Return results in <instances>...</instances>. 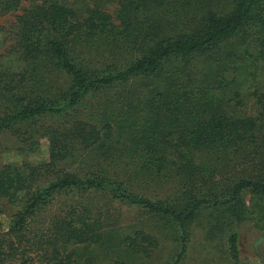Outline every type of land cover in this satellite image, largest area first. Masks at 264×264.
Wrapping results in <instances>:
<instances>
[{"label": "trees", "instance_id": "obj_1", "mask_svg": "<svg viewBox=\"0 0 264 264\" xmlns=\"http://www.w3.org/2000/svg\"><path fill=\"white\" fill-rule=\"evenodd\" d=\"M110 1L114 12L0 0V14L19 11L7 50L19 68H0V147L48 142L46 162L0 164V198L20 205L0 222V264H139L159 241L112 225L113 202L153 216L170 264L208 211L207 239L226 232L228 260L244 264V195L264 201V0ZM244 82L253 116L237 109ZM112 98L121 106L92 117ZM152 185L172 193L151 200Z\"/></svg>", "mask_w": 264, "mask_h": 264}, {"label": "rangeland", "instance_id": "obj_2", "mask_svg": "<svg viewBox=\"0 0 264 264\" xmlns=\"http://www.w3.org/2000/svg\"><path fill=\"white\" fill-rule=\"evenodd\" d=\"M104 2L107 11L114 12L115 3L110 0H104ZM18 13L19 11L4 15L0 14V27L6 31L0 32V68H15L14 66L19 68L17 58L7 53V50L13 44V36L10 33L11 25L14 22V16ZM241 85L242 106H238L237 109L242 115L253 116L255 114L253 106L254 99L250 95L249 85L245 82ZM121 104L117 98L109 99L100 110L91 115L92 117H96L109 113L114 108L120 107ZM1 146L0 164L12 162L17 165L22 163L37 165L43 161L46 162L48 159V142L45 138L36 139V144L32 147V150L15 142L10 137L2 139ZM71 161L68 162L67 168L74 170V168H77V164L70 165L69 163ZM171 193V188L170 191L164 187L162 190L160 188L157 191V188L152 185L148 187L145 195L151 200H161V198H166ZM96 198L94 202L98 204ZM254 199L255 197H252L248 193L244 195L247 210L245 215L246 223L237 229L239 232L240 260L244 264H264V201H256ZM19 208V204L9 203L7 200L0 198V222H4V230H6L9 224L8 222L12 220L13 215L16 214ZM54 209H57L55 205L52 211ZM106 213L108 221L112 225L116 223L118 227L126 231L139 226L152 233L158 239L159 246L148 257L143 258L139 264H170L172 262L175 254V246L167 241V239H161V233L155 228V220L152 215L137 206H127L119 202L111 203ZM208 213V211H205L190 226V241L183 264H232L226 254V232L215 235L210 241L207 239L205 217H208ZM100 258V262L105 264L107 257H103L102 255ZM34 264L40 263L36 262Z\"/></svg>", "mask_w": 264, "mask_h": 264}]
</instances>
